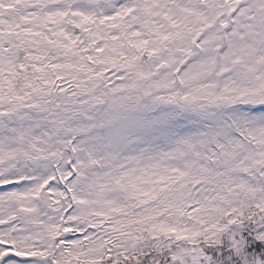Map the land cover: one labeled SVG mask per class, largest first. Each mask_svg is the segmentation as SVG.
Segmentation results:
<instances>
[{
	"label": "snow or ice",
	"instance_id": "6c2138e0",
	"mask_svg": "<svg viewBox=\"0 0 264 264\" xmlns=\"http://www.w3.org/2000/svg\"><path fill=\"white\" fill-rule=\"evenodd\" d=\"M0 264H264V0H0Z\"/></svg>",
	"mask_w": 264,
	"mask_h": 264
}]
</instances>
